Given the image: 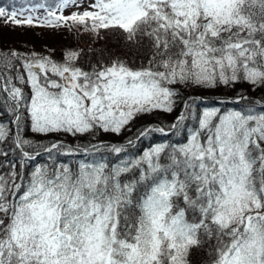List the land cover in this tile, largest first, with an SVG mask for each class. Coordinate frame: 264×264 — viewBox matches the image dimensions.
<instances>
[{
  "label": "snow or ice",
  "instance_id": "snow-or-ice-1",
  "mask_svg": "<svg viewBox=\"0 0 264 264\" xmlns=\"http://www.w3.org/2000/svg\"><path fill=\"white\" fill-rule=\"evenodd\" d=\"M83 4L55 0L39 6L43 16L0 7V20L118 31L148 53L147 64L116 59L85 71L74 51L63 63L0 52L12 143L25 160L39 152L25 148L24 119L35 133L118 134L139 114L172 112L176 85L264 88V0H89L63 14ZM185 109L172 128L192 104ZM194 118L183 142L156 144L138 158L122 157L123 146H101L113 161L95 145L55 142L43 149L52 163L0 175V264H190L205 243L210 264H264V107L206 108ZM153 131L164 129L140 135ZM11 132L0 123V143ZM75 153L85 157L78 164L55 161Z\"/></svg>",
  "mask_w": 264,
  "mask_h": 264
},
{
  "label": "trees",
  "instance_id": "trees-1",
  "mask_svg": "<svg viewBox=\"0 0 264 264\" xmlns=\"http://www.w3.org/2000/svg\"><path fill=\"white\" fill-rule=\"evenodd\" d=\"M54 2L55 0H0V7L12 11L40 5H53ZM84 2L88 4L89 0H84ZM28 27L27 30L29 31H33L34 29H49L48 27ZM73 28L78 29L79 26H73ZM0 45L2 47L6 46L2 43ZM70 49L71 52L79 53V57L75 63L85 71H91L94 66L110 64L116 59L124 60L131 67H140L142 64L146 65L148 59V53L142 47L131 44L123 34L113 30H100L99 35L90 31L84 38L79 39L77 45H73ZM49 58L51 59V57ZM13 82L16 86H27L15 80ZM0 85H2L1 80ZM175 87L179 95L176 98V104L172 112L155 110L150 113L139 114L118 134L99 130L95 133L77 134L76 136L65 133L67 137L61 136L62 138L58 137V139L55 136H47L41 138L43 140H40V138L35 140L33 138L35 136L34 132L29 133V120H22L20 134L24 139L28 138L27 140L31 143V146H25L26 150L34 156L35 152H39V155L35 156L33 160H25L20 150L16 149L12 143L14 129L11 125V120L14 118V114L10 110L9 105L11 102L5 103L7 100L6 93L0 91V123L8 125L12 129L9 140L0 143V175L6 176L13 171L27 174L37 165L52 163L53 161L49 159L47 153L42 152L45 146H50L55 142L67 140L76 148H92L93 145L97 147L123 146L126 151L120 154L122 157L138 158L143 151L156 144L183 142L188 130L196 126L195 114L202 113L206 108H219L221 111H243L253 104L258 110L260 107H264V88L253 89L247 83H236L230 86L219 85L215 88L187 87L184 85H176ZM24 93L26 96L29 95L27 91H24ZM241 96L245 99H240ZM186 101L192 104V112L188 113V118L185 119L178 129L172 128V125L177 123L178 120L177 118L174 121L175 117L181 112H186ZM14 127L17 130L15 123ZM150 128H163L164 132L153 131L146 136H140V138L136 139L142 131ZM28 134L29 136L27 137ZM64 146L65 149L72 148L66 144ZM101 151L107 159L113 161L117 159L116 155L110 154L106 148L101 147ZM84 158L82 153L55 155L56 162L67 163L69 165L78 164ZM210 251L208 243L203 244L201 247L193 248L189 256L190 264H210Z\"/></svg>",
  "mask_w": 264,
  "mask_h": 264
},
{
  "label": "rangeland",
  "instance_id": "rangeland-1",
  "mask_svg": "<svg viewBox=\"0 0 264 264\" xmlns=\"http://www.w3.org/2000/svg\"><path fill=\"white\" fill-rule=\"evenodd\" d=\"M87 7V3L84 2L83 6L79 9L72 8V9H66L64 11V15H70L72 11H80ZM31 9H36V11L32 12L29 11ZM17 11H23L24 15H38L43 16L45 14V11L43 8L37 6V7H27L21 10ZM29 28L28 26H16L12 24H5L2 20H0V43L5 44L6 46L0 45V50L2 52H10V51H17L24 55H29L31 53H37L41 56H49L51 57V60L63 63L64 59L66 57V54L68 52H71L70 48H72L73 45H77L79 39H82L85 37V35L90 32L86 31L83 27L73 28L72 27H58V28H49V29H34L33 31L27 30ZM0 51V52H1ZM1 83L3 84V81L1 80ZM18 87H21L24 89V91H27V94L30 95V86H22L18 85ZM247 97H249L247 95ZM182 113V112H181ZM179 113L174 121L181 115ZM15 120V117L11 120V125L13 127ZM29 128L30 132H33L31 130V122L29 120ZM14 129V127H13ZM16 129H14V135H15ZM35 136L33 137L35 140L39 139L43 140L41 138H45L47 136H55L61 137L66 136L65 133H49V134H42V133H35ZM29 134L27 135V137ZM62 138V137H61ZM28 139V138H27ZM63 142V144H66L68 146L74 147L73 144L69 141H60ZM44 153V151L42 152ZM41 154V153H40ZM71 159V158H70Z\"/></svg>",
  "mask_w": 264,
  "mask_h": 264
}]
</instances>
